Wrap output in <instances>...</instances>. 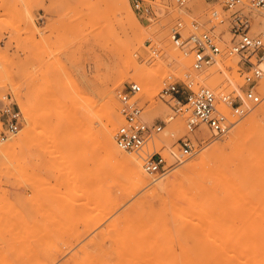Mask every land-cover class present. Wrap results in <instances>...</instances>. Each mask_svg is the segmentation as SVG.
I'll return each mask as SVG.
<instances>
[{
  "label": "rangeland",
  "instance_id": "374dc122",
  "mask_svg": "<svg viewBox=\"0 0 264 264\" xmlns=\"http://www.w3.org/2000/svg\"><path fill=\"white\" fill-rule=\"evenodd\" d=\"M224 1L196 0L185 10L168 6L145 21L129 0L142 32L127 35L119 0H0V144L12 140L1 139L6 104L23 115L13 139L29 134L16 154H0V264H264V112L254 116L264 107V77L256 87L262 101L243 103L244 114L221 106L235 121L225 135L205 124L189 132L185 112L167 124L154 145L126 152L143 165L144 152L157 147L167 159L164 174L147 172L146 186L131 188L115 161L88 157L77 164L87 180L76 179L75 150L69 156L62 142L73 135L78 153L90 155L91 146L84 144L101 129L83 127L82 115L91 105L96 126H106L108 86L115 87L118 99L117 126L123 121L118 93L133 81L142 86L138 98L146 120L174 113L158 93L169 76L184 79L192 60L182 57L171 29L179 18L206 22L212 9L223 12ZM254 24L257 31L264 27V8L254 12ZM238 60L223 56L222 67L207 68L219 71L218 87L212 88L242 95ZM136 68L153 78L136 77ZM204 74L196 75L197 85H208ZM183 135L194 149L176 162L171 152L182 153L174 143ZM219 150H226L221 155L234 172L242 212H185V187L195 171L191 162L199 163L193 175L198 180L206 163L215 166Z\"/></svg>",
  "mask_w": 264,
  "mask_h": 264
},
{
  "label": "built area",
  "instance_id": "2783aa9c",
  "mask_svg": "<svg viewBox=\"0 0 264 264\" xmlns=\"http://www.w3.org/2000/svg\"><path fill=\"white\" fill-rule=\"evenodd\" d=\"M196 0H131L135 13L145 21L157 18L168 6L185 10ZM264 8V0H225L223 12L212 9L206 22L195 17L188 22L179 18L171 29V37L180 51L192 60V71L185 78L169 76L158 93V97L169 102L174 113L167 118H145V107L140 103L138 94L142 86L130 82L119 93L123 121L116 130L117 145L127 152L140 153L144 148L156 142L167 124L178 114L189 112L187 127L195 131L202 124L219 135H225L235 121L221 109L222 105L233 108L238 114H244L243 103L258 104L261 93L256 90L264 77V27L257 31L254 24V12ZM155 52V48H152ZM157 52V51H156ZM223 56L238 57V72L243 78L242 95L233 91H216L208 85H197L196 75L214 65ZM174 102V104H171ZM23 115L11 103L3 106L1 121L4 130L2 140L14 136L21 127ZM179 146L181 154L172 151L176 162L184 155L193 152L194 143L189 135L177 138L174 146ZM142 155V154H141ZM144 168L151 174H164L169 168L167 159L157 147L144 152Z\"/></svg>",
  "mask_w": 264,
  "mask_h": 264
},
{
  "label": "bare ground",
  "instance_id": "6f19581e",
  "mask_svg": "<svg viewBox=\"0 0 264 264\" xmlns=\"http://www.w3.org/2000/svg\"><path fill=\"white\" fill-rule=\"evenodd\" d=\"M119 4H120L119 10H120V14H121L120 18H121V23L123 24V32L127 35H128V33L136 34V33L142 32V30L140 29L141 23L135 17L134 12L130 6L129 0H119ZM142 41H143L142 39H138L136 41V43L142 44L143 43ZM183 55L184 54H182V57H183ZM216 64L219 65L220 67H222V65H221L222 63L220 61H217ZM182 65H184V64H182ZM184 66H187V65H184ZM262 66L264 68V63ZM3 67H5V66H3ZM212 67H215V66H212ZM137 69H139V68H136V70ZM221 70H223V69H221ZM217 71L218 70H211V71L208 70L206 72V70H205L204 71L205 74L203 76H201L202 82H205V84H208V86H212L214 88H217L218 83H219L218 74H217L219 71L218 72ZM134 74H136V77H139L140 75H145L144 77L153 78L152 74H150L149 72L146 74H142L141 71L137 70L136 73H134ZM2 76H3V70L0 68V78H2ZM220 77H222V76H220ZM137 80H139V79H137ZM263 84H264V82H263ZM222 86H223V84H222ZM115 96H116L115 95V87H113V86L109 87L108 86L105 90V95H104V100H105L104 101V107H105V109L108 113V116H109V122L106 124V126H104V127L96 126L95 121H93L92 117H91V111H92V110H90L91 105L88 107V109H86L87 111H85L84 114L82 115V116H84L83 121L80 118V120L82 121V124H83L82 126L86 127L87 129H91L92 132H95L94 130H96V129H99V128L101 129L99 135H97V139L94 140V137L96 136V134L92 133L91 134L92 137H91L90 141H88L84 144L85 148H88L87 146H91L90 147V149H91L90 155L88 156L85 154L83 155V154L78 153L80 150L78 149L79 151H77V149L75 148V139L74 138H76V137L72 138L73 135H71V138H68V140H65V139L62 140V142L65 143V147H66L65 152L69 150L70 153H68V154H69V156L70 155L72 156L73 150H75V177H76V179H78V178L82 179L83 178L84 182H85V180H87V175L84 176V174H82V171H81L82 166L79 167V166H77V164L79 162H81V164H83V162H82L83 159L85 157H88V161H94V162H98V160L99 161L102 160L104 162L115 161L116 164L119 165V167H121L124 170L126 180L130 183L129 185L138 184L139 186H146L149 183V178H148L147 171L145 170L144 166L141 164V162L138 160L137 157L128 155L126 153L127 151L120 148L116 143L115 134H116V130L118 128L117 123L119 121H117V119H118L119 114H118V110H117V107H118V101L117 100L118 99ZM75 107H78V106H75ZM78 108L80 109L81 107H78ZM263 112H264V107L256 110L254 112V116L256 118H258ZM79 115H81V114H79ZM76 116H78V115H76ZM75 121H78L77 117H76ZM78 122H80V121H78ZM204 126L205 125H203V127H201V129L199 131L200 136H202L205 132ZM75 127H77V126H75ZM75 132H77V131H75ZM233 134H235V133H233ZM28 137H29V134H28L27 130L23 133H20L14 139H13V137H11L10 139H12V140L10 142H8L6 144H0V154H4V156H6L5 154H9L12 151H14V153H15L16 147L19 145L23 146L24 145L23 143H26V140L28 139ZM231 138L236 141L237 135L231 136ZM86 140H89V139H86ZM156 141H158V140H156ZM79 146H81V145H79ZM226 147H227V145H226ZM219 151H221V150H219ZM225 151L226 150H223L219 154L215 155V157H217V162H216L215 166H213V165L207 166L208 163H206L207 168L205 169L204 174L201 175L202 177H200V179H198V180H195V177H193V175L194 174L196 175L199 172V163L197 161L191 162V166L195 169V171L193 172L192 175L189 176V177H191V180H189L190 182L188 183L187 187H185V193H186L185 212H242L241 198H239L237 196L236 185H235V182L233 183L234 172L232 170V167L228 163V160L225 159L221 155ZM10 155L12 156L13 153ZM206 157L207 156L204 153L202 155V159L205 160ZM157 179L158 178H155L154 180H157ZM193 180H195V181H193ZM77 182H78V180H77ZM77 182H75V188H78L77 185H79V183H81V182H78V183ZM159 182H161L160 184H162V181L159 180ZM132 186L133 185H131L130 187L133 188ZM139 186H137V187H139ZM131 190L134 191L133 189H131ZM234 192H235V194H234Z\"/></svg>",
  "mask_w": 264,
  "mask_h": 264
}]
</instances>
